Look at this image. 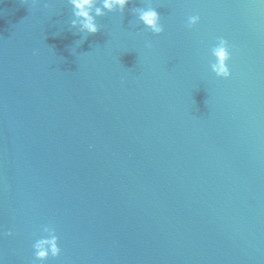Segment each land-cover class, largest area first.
<instances>
[{
	"label": "water",
	"instance_id": "1",
	"mask_svg": "<svg viewBox=\"0 0 264 264\" xmlns=\"http://www.w3.org/2000/svg\"><path fill=\"white\" fill-rule=\"evenodd\" d=\"M73 12L0 0L3 264H41L45 226L43 264H264V3L130 0L95 35Z\"/></svg>",
	"mask_w": 264,
	"mask_h": 264
},
{
	"label": "clouds",
	"instance_id": "2",
	"mask_svg": "<svg viewBox=\"0 0 264 264\" xmlns=\"http://www.w3.org/2000/svg\"><path fill=\"white\" fill-rule=\"evenodd\" d=\"M34 3H39L40 0H33ZM130 0H68V3L72 5L74 10L73 14L76 20L72 22V27H77V21H79V30L83 34L95 35L99 31V26L96 23V17L104 15V11L112 12L119 10L123 12ZM264 3V0H260ZM97 3L102 4V7H97ZM138 20L154 35H161L164 31L162 24L160 23V16L154 8L139 9ZM199 16H190L188 18L187 26L189 28L199 23ZM147 47H151L148 44ZM211 55L214 57L212 63V71L216 77L222 79L231 78V71L228 67V63L231 59L229 44L224 39H219L216 46L211 49ZM44 236L33 245L35 261L46 262L51 257L53 260L58 259L61 255V249L59 247V239L53 228L48 226L43 227ZM8 236L12 233L8 232ZM0 264L3 261L0 260Z\"/></svg>",
	"mask_w": 264,
	"mask_h": 264
}]
</instances>
